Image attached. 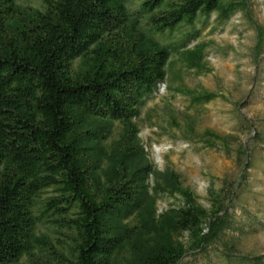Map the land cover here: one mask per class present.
<instances>
[{
    "label": "trees",
    "instance_id": "trees-1",
    "mask_svg": "<svg viewBox=\"0 0 264 264\" xmlns=\"http://www.w3.org/2000/svg\"><path fill=\"white\" fill-rule=\"evenodd\" d=\"M246 9V0H143L135 10L128 0H0V264H181L209 253L264 264L241 247L254 220L234 211L249 148L236 153L239 178L210 188L205 208L176 172L153 166L137 124L173 55L205 70L206 44L186 49L197 18ZM182 28L191 32L179 43L161 41ZM263 49L256 27L257 62ZM185 94L196 105L217 99ZM163 196L181 205L159 212Z\"/></svg>",
    "mask_w": 264,
    "mask_h": 264
},
{
    "label": "rangeland",
    "instance_id": "rangeland-1",
    "mask_svg": "<svg viewBox=\"0 0 264 264\" xmlns=\"http://www.w3.org/2000/svg\"><path fill=\"white\" fill-rule=\"evenodd\" d=\"M141 1L128 0V6L135 10ZM246 1V11H237L227 21L217 14L197 18L194 30L199 34L186 49L206 44L205 70H188L173 55L165 83L146 102L137 124L153 166L176 172L183 188L190 189L205 208L209 207L210 188L218 191L224 179L235 182L239 178L242 163L236 160V153L242 146L249 148L252 165L234 211L237 221L254 220L241 241L243 251L264 256V49L258 62L255 55L256 27L264 29V0ZM18 3L40 7V0ZM189 32L190 28H182L161 41L174 45ZM189 91L214 93L217 99L196 105L185 94ZM205 131L226 137L228 146L218 143L213 149L207 148L202 137ZM118 132L116 128L106 144L117 139ZM179 205L177 197L163 196L157 202L159 212ZM43 233L40 227L37 234ZM181 264L226 263L209 253L185 257Z\"/></svg>",
    "mask_w": 264,
    "mask_h": 264
}]
</instances>
